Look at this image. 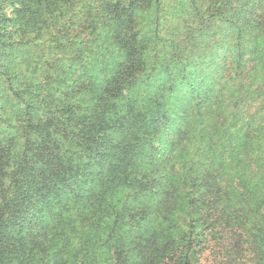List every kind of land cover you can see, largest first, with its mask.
<instances>
[{
  "label": "trees",
  "instance_id": "16d2710c",
  "mask_svg": "<svg viewBox=\"0 0 264 264\" xmlns=\"http://www.w3.org/2000/svg\"><path fill=\"white\" fill-rule=\"evenodd\" d=\"M18 2L0 264H264V0Z\"/></svg>",
  "mask_w": 264,
  "mask_h": 264
},
{
  "label": "rangeland",
  "instance_id": "374dc122",
  "mask_svg": "<svg viewBox=\"0 0 264 264\" xmlns=\"http://www.w3.org/2000/svg\"><path fill=\"white\" fill-rule=\"evenodd\" d=\"M72 1V0H71ZM75 0V4H76ZM5 3V11L7 13H11L12 11V7L14 5H18V0H0V7L2 8L3 4ZM14 4V5H13ZM164 7H177V10L180 11L181 13H188L189 9H190V0H165V4ZM150 17H154V13L151 11H148L147 13ZM147 16H145L146 18ZM94 37V35L92 36ZM93 51V47L89 48L88 53H86V55H88L89 57H94V54H92L91 52Z\"/></svg>",
  "mask_w": 264,
  "mask_h": 264
}]
</instances>
